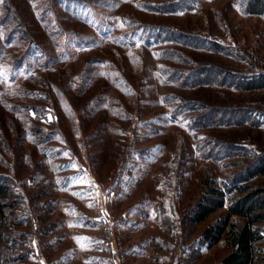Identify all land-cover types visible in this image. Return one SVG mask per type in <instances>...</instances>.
Segmentation results:
<instances>
[{
	"label": "rangeland",
	"instance_id": "obj_1",
	"mask_svg": "<svg viewBox=\"0 0 264 264\" xmlns=\"http://www.w3.org/2000/svg\"><path fill=\"white\" fill-rule=\"evenodd\" d=\"M11 1L33 44L10 43L0 21V176L20 193L13 209L33 219L5 225L0 264H221L232 252L224 240L192 259L177 246L201 239L226 208L168 232L156 205L175 193L182 215L207 176L223 188L264 150V89L222 85L223 74L183 87L172 74H264V15L248 14L249 0ZM175 97L243 111L196 126L189 118L203 111L178 112ZM210 139L239 150L215 160L200 149ZM258 249L264 264V240Z\"/></svg>",
	"mask_w": 264,
	"mask_h": 264
},
{
	"label": "trees",
	"instance_id": "obj_2",
	"mask_svg": "<svg viewBox=\"0 0 264 264\" xmlns=\"http://www.w3.org/2000/svg\"><path fill=\"white\" fill-rule=\"evenodd\" d=\"M2 1L0 21L6 27L5 33L9 36L7 40L10 43L14 42L17 44L30 42L29 47L25 48L26 52L30 51L33 38L28 34L22 18L17 13L16 7L11 0ZM46 1L48 4H53L54 2V0ZM174 6L175 3H169L155 6V8L158 10H171ZM246 11L251 15H264V0H249L246 4ZM150 29L149 31L151 32ZM167 34H169L171 40L189 38L188 35L178 31L175 32L174 30L167 31ZM172 54H174L173 56L181 57V59H188L182 51L174 50ZM195 68V70L175 69L172 75L175 79L178 77V79L183 80L180 82L183 87H188L191 84L190 81H194L195 79L208 82L212 79L213 75H215V79L212 80L217 82L219 81L217 75L223 74L221 76L223 78L219 82L222 85L229 83V85L235 88L248 91L264 89V74L253 77L247 75L235 76L231 72H225L226 74H224L223 70L221 71L215 67L197 66ZM175 99L178 101L176 103L177 108L175 109L178 112H185L190 108L203 111L201 114L189 118L196 126L205 127L211 124H228L235 117H239L243 111L211 108L205 106L203 103L191 102L180 97H175ZM204 111L207 112L204 113ZM244 116L246 115L244 114ZM236 147V145H228L211 139L200 144V149L210 150L208 156H213L215 160H217L216 158L223 157L224 151H232L234 153L238 149ZM252 159L250 162L243 163L242 165L245 168L230 177L223 188L216 186L212 177L207 176L202 182L201 196L194 203L183 208L182 215L178 214L177 211L175 193L173 197L168 196L163 203L156 205V222L168 232H173L180 228L187 229L189 224L201 223L218 210L226 208L225 217L211 224L204 231L201 239L191 244L183 245L181 243L177 246L181 257L186 259L196 258L199 255V249L203 246L210 248L224 240L232 252L221 264H257L258 245L264 240V181H257L258 178L264 176V150L254 148ZM9 178L0 176V237H2L3 228L5 225L11 223L12 219L15 222L17 220L27 222L31 218L33 219V216L29 213L18 214L13 209L16 198H20V193L16 192L14 185L11 184L12 180ZM167 180L164 183L170 184ZM158 241L154 240L153 242L156 247H161V245L167 246V250L176 248L171 242ZM7 242L6 246L11 249L13 246L10 238H7Z\"/></svg>",
	"mask_w": 264,
	"mask_h": 264
}]
</instances>
